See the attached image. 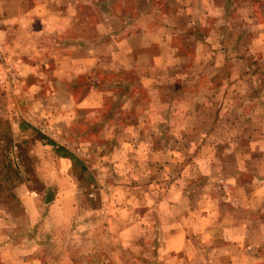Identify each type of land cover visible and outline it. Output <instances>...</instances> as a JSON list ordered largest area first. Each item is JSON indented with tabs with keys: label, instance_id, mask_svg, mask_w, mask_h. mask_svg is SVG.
I'll use <instances>...</instances> for the list:
<instances>
[{
	"label": "rangeland",
	"instance_id": "374dc122",
	"mask_svg": "<svg viewBox=\"0 0 264 264\" xmlns=\"http://www.w3.org/2000/svg\"><path fill=\"white\" fill-rule=\"evenodd\" d=\"M26 6L24 21L0 6V257L82 264L89 222L150 239L211 209L239 235L254 224L223 260L264 264V0Z\"/></svg>",
	"mask_w": 264,
	"mask_h": 264
},
{
	"label": "crops",
	"instance_id": "0c3cea01",
	"mask_svg": "<svg viewBox=\"0 0 264 264\" xmlns=\"http://www.w3.org/2000/svg\"><path fill=\"white\" fill-rule=\"evenodd\" d=\"M25 1L28 0H0V6L7 10L6 18L8 21L29 20L31 8L24 7ZM20 5L22 8L19 7ZM39 7L37 6V9L32 12H38ZM24 26L25 24H23ZM253 183H255L254 179ZM256 186L258 191L256 190L253 193L252 198L264 196V181ZM51 197L53 199L54 196L50 195L48 197L46 195L45 202ZM210 211L204 218L200 216L206 221L202 219V221H198L201 223L197 225V231L194 233H187L184 226L176 228L172 225L175 228L174 230L169 229L170 225L166 227L158 226L156 227L157 236L150 239L132 236L133 233L130 230H140L142 232V225L135 221L127 226L119 223L118 226L121 230L128 232L124 234L125 232L121 231L118 238L110 237V226L108 224L104 226L99 222H89L91 225H87L85 231L79 230L81 231L79 237L82 235L80 237L81 241L76 244L73 243L75 248H78V253L73 256L72 261L77 260L78 263L83 261L82 264H135L143 261L144 257H141L143 253V256H150L149 259L152 264H255L256 258L252 256L251 251H246L242 257L237 254L234 256L230 252L229 255H226L228 257L225 261L223 260L224 254H228L223 253L224 247H229L228 249L232 251L233 248L241 247L244 249L255 244L256 239L250 235L254 224L251 221L242 224V227L246 230L243 235H239L238 219L229 216V224H224L223 218H218L213 222L210 219ZM188 230L190 231V228ZM100 232L102 233L101 236H99ZM263 236L264 233H262L261 238ZM223 240L225 243H223ZM7 244L12 245L11 242ZM143 246H146V249ZM61 257L63 258V256ZM14 262L15 257L12 254L11 257L9 254L6 257H0V264H13ZM26 263L29 264L27 260Z\"/></svg>",
	"mask_w": 264,
	"mask_h": 264
},
{
	"label": "trees",
	"instance_id": "16d2710c",
	"mask_svg": "<svg viewBox=\"0 0 264 264\" xmlns=\"http://www.w3.org/2000/svg\"><path fill=\"white\" fill-rule=\"evenodd\" d=\"M59 150V149H58ZM61 151L60 152H65V150L64 149H60ZM61 155L62 156H65V155H63L62 153H61Z\"/></svg>",
	"mask_w": 264,
	"mask_h": 264
},
{
	"label": "water",
	"instance_id": "95a60500",
	"mask_svg": "<svg viewBox=\"0 0 264 264\" xmlns=\"http://www.w3.org/2000/svg\"><path fill=\"white\" fill-rule=\"evenodd\" d=\"M48 197H49V196H48ZM48 200H49V199H48ZM48 200H47V201H48Z\"/></svg>",
	"mask_w": 264,
	"mask_h": 264
}]
</instances>
